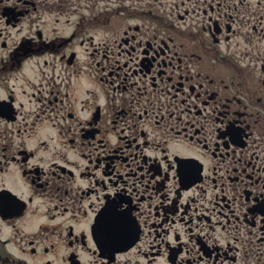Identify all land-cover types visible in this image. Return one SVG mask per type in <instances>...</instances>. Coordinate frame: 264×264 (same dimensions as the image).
Returning a JSON list of instances; mask_svg holds the SVG:
<instances>
[{
	"label": "flooded vegetation",
	"instance_id": "af4514ba",
	"mask_svg": "<svg viewBox=\"0 0 264 264\" xmlns=\"http://www.w3.org/2000/svg\"><path fill=\"white\" fill-rule=\"evenodd\" d=\"M0 264H264V0H0Z\"/></svg>",
	"mask_w": 264,
	"mask_h": 264
}]
</instances>
